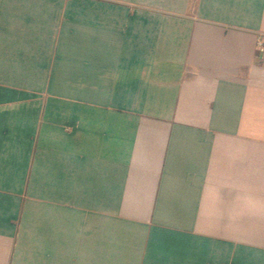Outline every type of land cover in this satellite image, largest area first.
Returning a JSON list of instances; mask_svg holds the SVG:
<instances>
[{"label":"crops","instance_id":"crops-1","mask_svg":"<svg viewBox=\"0 0 264 264\" xmlns=\"http://www.w3.org/2000/svg\"><path fill=\"white\" fill-rule=\"evenodd\" d=\"M264 0H0V264H264Z\"/></svg>","mask_w":264,"mask_h":264},{"label":"built area","instance_id":"built-area-1","mask_svg":"<svg viewBox=\"0 0 264 264\" xmlns=\"http://www.w3.org/2000/svg\"><path fill=\"white\" fill-rule=\"evenodd\" d=\"M257 51L259 53H263L264 52V36H260L257 39Z\"/></svg>","mask_w":264,"mask_h":264}]
</instances>
